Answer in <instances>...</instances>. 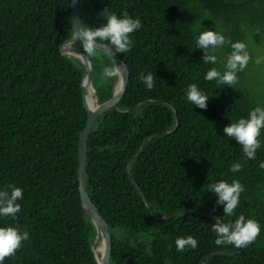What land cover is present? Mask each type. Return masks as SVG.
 Instances as JSON below:
<instances>
[{"label": "trees", "instance_id": "trees-1", "mask_svg": "<svg viewBox=\"0 0 264 264\" xmlns=\"http://www.w3.org/2000/svg\"><path fill=\"white\" fill-rule=\"evenodd\" d=\"M111 13L138 17L141 27L130 34L129 51L110 46L129 82L117 109L98 117L87 142L86 191L109 226V264H200L222 250L203 264H264V130L255 159L222 131L260 104L248 85L250 69L239 72L232 87L207 81L206 72L222 70L231 48L218 50L212 65L195 44L211 28L243 41L251 54L254 40L264 44V0H83L82 30L105 23ZM72 35L71 0H0V186L23 189L20 211L0 217V226L29 233L3 264H96L89 248L96 232L83 210L77 175L87 119L84 66L59 50ZM72 47L92 62L97 103L108 101L117 76L102 73L113 68L111 61L96 49L89 55L80 41ZM147 73L153 74L151 89L141 79ZM189 84L210 96L206 109L186 100ZM176 119V131L163 135ZM235 162L241 168L233 173ZM221 179L244 188L233 216L224 219L243 214L260 224L259 235L242 248L215 243L212 225L223 208L208 185ZM182 236L194 237L197 247L177 251L175 240Z\"/></svg>", "mask_w": 264, "mask_h": 264}, {"label": "clouds", "instance_id": "clouds-1", "mask_svg": "<svg viewBox=\"0 0 264 264\" xmlns=\"http://www.w3.org/2000/svg\"><path fill=\"white\" fill-rule=\"evenodd\" d=\"M141 27L138 17L129 16L127 13L107 15L106 22L94 28L87 27L79 35L83 40L84 51L89 55L95 52L96 47L107 42L116 52L124 53L130 50L132 41L130 34ZM196 49L203 53L202 61L205 64L215 65L218 61L217 52L225 45L230 46L231 51L226 54L222 64V70L211 67L206 72L204 79L215 80L218 84L232 87L238 82V73L248 65L250 54L247 45L243 41H230L220 31L211 28L201 31L195 37ZM257 63L260 61L257 60ZM117 68L104 67L103 77L111 78L117 76ZM141 79L148 89L153 87V74H142ZM186 100L193 106L200 109L207 108L208 96L196 84H189L186 89ZM264 130V104H257L249 110L246 117L242 116L229 122L222 129L224 136L234 139L242 147L244 155L248 159L256 158V151L261 147L260 139ZM264 167V163H261ZM241 168L239 162L230 166V171L235 173ZM208 192L216 197V204L223 208L222 215L217 217L212 225L216 233L215 243L232 244L242 248L250 244L260 233V224L253 218H246L243 214L234 220H225L224 217H232L234 210L240 203V194L244 191L243 185L233 179L231 182L225 179L217 180L208 185ZM23 199V189L19 186L8 184L0 186V217H15L20 211L19 200ZM215 208L213 209V211ZM29 239V233L18 226H0V264H3L5 257L15 254L22 246V242ZM177 251L185 248H196L197 240L192 236H182L175 240Z\"/></svg>", "mask_w": 264, "mask_h": 264}, {"label": "water", "instance_id": "water-1", "mask_svg": "<svg viewBox=\"0 0 264 264\" xmlns=\"http://www.w3.org/2000/svg\"><path fill=\"white\" fill-rule=\"evenodd\" d=\"M82 3H83V0H71V22H72L73 35L70 39L66 40L64 43L60 45L59 50H60V53L64 56H67L70 58H77L80 61V63L84 66V75L81 80V92H82L83 105L87 113V119H86L84 129L79 135V141H78L77 175H78L79 195H80V200H81L83 210L90 217V220L96 232L95 238L89 247L93 254L94 260L96 264H109L110 257H111V247H112V237L110 235L109 226L107 222L104 220V218L101 216V214L99 213L97 207L93 204L91 198L89 197L86 191V173H87L86 163H87V148H88L87 142H88L90 131L93 125L95 124L96 120L98 119V117L104 112H106L107 110L117 109V104L120 102V100L122 99V97L124 96L127 90V86L129 82V72H128L126 65L121 61V59L118 57L115 51L112 50L110 46H108L107 44H102V43L99 44L96 47V50L103 52L109 58V60L112 63L113 68H117L119 71V74L117 75V82L114 87L112 97L108 101L102 104H98L96 98L94 97L95 106L94 107L88 106L86 102V92H87L88 87L92 86V68H91L92 62L86 54L72 47V45L76 41H80L83 44V40L81 36L79 35V28H80V31L83 32L82 25H81ZM132 109L133 108H130L126 111H122V113H127L131 111ZM173 113L176 116V112L174 109H173ZM178 126H179V121L178 119H176L175 128L171 132H165L162 134L165 135V134L173 133L176 131ZM149 138H147L144 141L143 145L137 151L135 156L142 151V149L148 142ZM145 204L146 206H148V203L146 200H145ZM189 210H193V209H189ZM193 211L199 212L197 210H193ZM171 214H168L164 216L163 218H166ZM98 245L102 246V252L99 257L95 253V249ZM238 250L239 249L237 248L232 251H238ZM225 251L226 250L211 252L210 254L205 256L204 260L201 261L200 264H203L204 261L208 259L212 254H215L218 252H225Z\"/></svg>", "mask_w": 264, "mask_h": 264}, {"label": "rangeland", "instance_id": "rangeland-1", "mask_svg": "<svg viewBox=\"0 0 264 264\" xmlns=\"http://www.w3.org/2000/svg\"><path fill=\"white\" fill-rule=\"evenodd\" d=\"M82 22L84 25V17H82ZM262 41L264 42V35H262ZM251 50L250 60L247 66L250 69L251 82L248 85L253 87L260 104H264V44H259L258 41L254 40L251 44ZM257 60L260 62L257 63Z\"/></svg>", "mask_w": 264, "mask_h": 264}, {"label": "bare ground", "instance_id": "bare-ground-1", "mask_svg": "<svg viewBox=\"0 0 264 264\" xmlns=\"http://www.w3.org/2000/svg\"><path fill=\"white\" fill-rule=\"evenodd\" d=\"M86 102L88 106L94 107L95 106V98H94V90L92 86H89L86 92ZM102 252V246L98 245L95 249V253L99 257Z\"/></svg>", "mask_w": 264, "mask_h": 264}]
</instances>
